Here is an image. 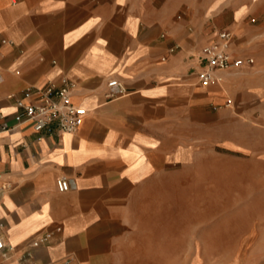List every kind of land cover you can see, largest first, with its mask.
I'll use <instances>...</instances> for the list:
<instances>
[{
	"label": "crops",
	"instance_id": "1",
	"mask_svg": "<svg viewBox=\"0 0 264 264\" xmlns=\"http://www.w3.org/2000/svg\"><path fill=\"white\" fill-rule=\"evenodd\" d=\"M179 10L157 0H0V41L18 48L0 47L9 126L17 113L10 95L63 77L88 111L75 135H39L28 125L0 134V238L11 248L0 264L27 253L36 264H264V223L224 263L216 253L183 255V222L141 219L157 211L147 198L171 189L198 142L244 150L251 131L236 118L253 116L249 68L224 73L221 86L199 84L202 51L219 31L191 29ZM111 80L127 95L107 100ZM60 179L68 192L58 191ZM145 225L179 231L156 237L142 233ZM57 227L51 244L32 248Z\"/></svg>",
	"mask_w": 264,
	"mask_h": 264
},
{
	"label": "rangeland",
	"instance_id": "2",
	"mask_svg": "<svg viewBox=\"0 0 264 264\" xmlns=\"http://www.w3.org/2000/svg\"><path fill=\"white\" fill-rule=\"evenodd\" d=\"M161 2L178 4L191 29L204 26L233 33L235 51L255 60L245 70L252 74V100L246 103L254 112L250 118L236 117L251 128L244 133V150H227L206 138L198 142L178 167L182 173L173 178L171 189L147 198L146 208L157 211L140 216L143 221H170L173 227L183 222V255L216 253L225 256L224 263H232L227 259L242 253L244 238L264 223V0H157ZM141 231L162 237L179 229L145 225Z\"/></svg>",
	"mask_w": 264,
	"mask_h": 264
},
{
	"label": "built area",
	"instance_id": "3",
	"mask_svg": "<svg viewBox=\"0 0 264 264\" xmlns=\"http://www.w3.org/2000/svg\"><path fill=\"white\" fill-rule=\"evenodd\" d=\"M181 19V16L178 17V20ZM233 41V33L222 30L216 39L204 47L200 57L204 67L198 74L199 84L203 87L221 86L224 83V73L250 68L255 64L254 58H240L233 53ZM0 47L18 49L14 42L8 40H1ZM176 49L170 50V53H175ZM18 52L23 54L22 50H18ZM19 74L16 72V75ZM76 89L77 86L74 81L68 77H63L59 84L49 82L43 87L28 88L19 98L10 95L8 100L12 101L17 109L14 116L16 124L10 127L7 117L0 113V134L12 132L22 125L30 126L39 135L77 134L88 115V111L74 104L73 98ZM126 95L127 88L123 83L118 80L108 82L107 100H115ZM57 189L60 193L68 192L71 189L70 182L67 179L58 180ZM61 232L60 227L47 231L33 242L32 248L36 249L51 244ZM9 249L11 248L0 238V256L2 258H7V250ZM18 264H36V262L33 255L27 253Z\"/></svg>",
	"mask_w": 264,
	"mask_h": 264
}]
</instances>
